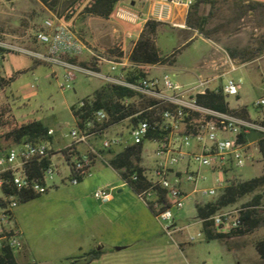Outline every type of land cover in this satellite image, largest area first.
Returning a JSON list of instances; mask_svg holds the SVG:
<instances>
[{"label": "rangeland", "instance_id": "obj_1", "mask_svg": "<svg viewBox=\"0 0 264 264\" xmlns=\"http://www.w3.org/2000/svg\"><path fill=\"white\" fill-rule=\"evenodd\" d=\"M80 1L61 0L53 10L38 0H0V40L34 47L29 38L41 28L44 18L66 14L72 19L73 30L85 42L97 50H109L122 36L113 34L111 23L85 14L84 6L78 4ZM125 1L127 9L131 10L130 2L140 3L141 0ZM254 1L264 2L215 0L213 6L204 5L202 12L209 15L206 32L210 38L198 36L179 53L175 52L181 41L199 33L188 28L186 22L183 26L168 22L158 35V45L165 54L174 53L176 58L178 53L177 64L167 72L174 81L188 85L197 76L211 77L213 73L207 67L213 59L220 62L225 53L219 48L225 49L237 64V70L229 77L241 80L239 101L236 97L227 101L231 107L246 105L251 117L256 119L264 116V108L255 105L264 95V7L251 10L249 4ZM187 15L188 10H180V19H186ZM17 54H9L1 62L0 75L8 79L15 76V79L4 91L0 86V103L11 105V114L19 122L42 120L56 130L55 140L62 141L61 136L75 123L71 107L99 89L103 81L78 74L72 88H62L64 70L61 66L41 63L32 68L33 59ZM21 70L24 72L16 76ZM226 79L224 76L216 83L223 85ZM60 124L64 126L58 128ZM117 129L119 125L112 128V134ZM146 148L152 150L154 145L147 142ZM114 149L117 153L122 147ZM103 156L106 161L99 159L92 173L78 184L57 182V187L47 193L19 202L14 209L15 221L29 249L28 256L21 255L18 260L37 264H85L94 261L88 256L94 247L95 251L109 255L96 264H264L254 247L255 240L264 237V222L252 231L231 238L229 249L223 241L207 238L197 218L196 199L208 201L217 197L196 194L195 198L186 200L182 208L172 207L174 222L183 231L169 234L165 227L171 223L161 221L157 212L152 211L107 163L113 153L106 151ZM255 156V164L235 169L237 180L244 181L263 173L262 155L257 150ZM147 162L152 165L153 159L150 157ZM204 173L208 180L199 183L200 189L211 186L215 179L211 171ZM98 188L112 189L109 202L103 203L94 197ZM250 198L251 195L247 196L236 206H242ZM259 214L264 221V206ZM120 249L125 255L116 257L114 254ZM73 259L76 261L72 262Z\"/></svg>", "mask_w": 264, "mask_h": 264}, {"label": "built area", "instance_id": "obj_2", "mask_svg": "<svg viewBox=\"0 0 264 264\" xmlns=\"http://www.w3.org/2000/svg\"><path fill=\"white\" fill-rule=\"evenodd\" d=\"M93 2L81 0L78 4L86 8ZM194 2L159 0L153 19L170 21L175 7H190ZM116 16L130 20L140 17L124 7L117 8ZM29 39L34 47L0 40V61L18 53L61 66L62 88H72L78 74H83L119 90L108 105L97 107L94 93L75 103L71 107L75 123L61 136L62 141L55 140L56 130L50 128L51 138L0 149V253L12 251L16 255L25 248L14 216V209L24 196L47 193L57 187V182L78 184L92 173L99 159L105 160L103 153L114 148L122 147L123 151L142 145L140 167L149 186L138 195L157 212L161 221L171 223L165 227L169 234L183 231L174 222L172 207L182 208L196 194L219 197L227 186L238 181L235 169L254 161L250 145L240 135L252 130L264 133V120L252 119L230 107L219 110L200 102L210 90L221 92L226 99L240 94L241 80L229 77L237 70V64L222 47L219 49L225 55L218 68L220 65L227 70L217 78L227 76V79L221 87L210 89L216 77H198L189 85L181 84L166 71L154 73L157 65L135 64L123 38L107 51L97 50L73 30L72 19L66 14L44 18L41 28ZM82 55H87L85 61L81 60ZM255 105L264 108V95ZM117 125L120 129L112 134ZM147 142L154 145L152 150L146 148ZM150 157L152 165L147 162ZM107 163L112 167L110 159ZM205 170L211 171L215 179L211 186L200 189L199 183L208 180ZM120 172H126V168ZM127 176L122 179L126 184L129 179L139 178L137 172ZM162 190L165 202L160 200ZM111 195L109 188H98L94 193L103 203L109 202ZM197 203L203 202L196 199ZM243 211L241 206L224 207L210 218L209 228L220 234L237 231L243 227ZM200 222L203 224V220Z\"/></svg>", "mask_w": 264, "mask_h": 264}, {"label": "trees", "instance_id": "obj_3", "mask_svg": "<svg viewBox=\"0 0 264 264\" xmlns=\"http://www.w3.org/2000/svg\"><path fill=\"white\" fill-rule=\"evenodd\" d=\"M49 9L55 10V8L61 3V0H39ZM121 0H94V2L87 6L84 13L91 16H98L102 18H109L113 13L116 5ZM215 0H195L188 10L186 18V25L188 28L197 31L199 34L204 35L206 38H210L209 32H206V25L209 21V15L202 12L204 5H214ZM254 3V4H253ZM249 4L251 10L259 7H264V2L254 1ZM164 22L150 18L144 25L143 31L137 40L131 54L130 59L135 64H146V65H157L165 63H173L175 61L174 53L165 55L159 46L156 44V37L160 30V27ZM194 38L183 43L180 47L175 49V52H180L181 49L188 46ZM264 43V41H263ZM42 62H33L32 68ZM24 71L18 72V74ZM15 79L12 76L9 80L0 78V86L4 87L8 85L10 81ZM119 90L114 87L102 85L99 89L94 91V95L97 97L96 106L101 107L108 105L113 101V97L116 91ZM200 102L206 106L212 107L219 110H229V105L226 98L221 92L208 91L206 96L201 97ZM11 105L0 103V148L9 147L17 144H21L29 141H37L50 137L48 131L51 128L49 125L44 123L42 120L34 119L19 122L15 116L11 114ZM240 139L246 140H257L259 151L262 155V162L264 165V133L257 130H252L249 134H241ZM142 145L129 146L123 151L115 153L110 158L112 167L118 172L122 179H126L129 174L137 172L139 178L137 180L129 179L127 184L137 193L146 189L149 183L142 176L143 169L140 167ZM111 152V150H109ZM41 163V166H45ZM123 168H126V172H120ZM38 168V172H40ZM83 180V179H82ZM81 180V181H82ZM41 194H28L22 198L21 201H29ZM250 200L245 202L241 207L244 209L242 212V221L244 228H240L230 234L215 233L209 226L212 224L210 218L224 207L232 206L239 203L241 200L250 196ZM160 200L166 201L165 191H160ZM264 206V171L261 175L255 176L251 179L244 181H236L231 185L227 186L225 191L216 199L208 200L203 203H197V218L203 220V230L209 239H219L228 245L230 239L236 235L243 234L246 231H252L263 224V218L259 214V209ZM149 208L153 210L151 206ZM255 250L262 261H264V237L258 238L254 242ZM103 251L92 250L88 252L90 259H96L102 255ZM83 257V256H82ZM0 264H37L33 261H22L18 260L16 255L12 251H5L0 253Z\"/></svg>", "mask_w": 264, "mask_h": 264}, {"label": "crops", "instance_id": "obj_4", "mask_svg": "<svg viewBox=\"0 0 264 264\" xmlns=\"http://www.w3.org/2000/svg\"><path fill=\"white\" fill-rule=\"evenodd\" d=\"M39 1V0H38ZM159 3V0H141L140 3H134V2H130L131 4V10L137 12L140 17L139 19L137 20H130V19H126V18H119L116 16V10L117 8L121 5L123 6L124 8H128L127 7V4H126V1L125 0H121L119 1V3L116 5L113 13L110 15L109 18H102V17H98V16H93L94 18H97V19H100V20H105L106 22L108 23H111V26H110V29L112 28L113 30V34L118 36H122V38L125 40L126 42V46H127V49L130 50V52H132L137 40L139 39L142 31H143V28H144V25L145 23L150 19V18H153V12L156 8V6L158 5ZM190 7H186V6H183V7H175L174 8V16H173V20H179L180 19V10L183 9L184 11H187L189 10ZM162 22H164V24L160 27V30L158 32V35L160 33L161 30H163L165 27L168 26V22H171L173 23L174 25H179V26H183L184 23L186 22V19L185 17L180 19L177 23H174L172 21H168V20H160ZM172 30H176L175 28H171ZM176 32L178 33V31L176 30ZM158 35L156 37V44L158 45ZM179 35V33H178ZM198 36H203V35H200V34H196L194 35V40L198 37ZM204 37V36H203ZM192 38H188L186 39V41L182 42L181 41V45L185 42H187L188 40L192 39ZM193 40V41H194ZM159 46V45H158ZM160 48V47H159ZM162 51V50H161ZM179 53V52H178ZM178 53H177V56H176V59L173 63H165V64H157V68L153 70V72L155 71H159V72H167V70L176 65L177 64V60H178ZM165 54V53H164ZM169 54V53H168ZM168 54H165V55H168ZM17 55H22V54H17ZM26 56V55H25ZM29 57V56H27ZM7 56L0 61V68L3 69V62L6 60ZM30 58V57H29ZM32 59V58H31ZM87 59V55H82L81 56V60L85 61ZM217 60H212L211 61V64L208 65L207 69L213 73L211 77H207V78H212V77H216V80H214L211 85H210V89H215V88H219L221 87L222 85L220 84H217L216 81L218 79H221V78H217V76L221 75L224 71L227 70V67H222L219 65V68H218V63L219 62H216ZM2 62V63H1ZM34 62V60H33ZM33 65V64H32ZM106 69V67H105ZM23 71V70H21ZM19 71V72H21ZM18 73V72H17ZM175 75V74H173ZM200 77V76H197V78ZM203 77V76H201ZM0 78H3L5 80H9L8 78H5L3 75H0ZM197 78H194L193 81H191V83L195 82L197 80ZM189 83V84H191ZM7 85H5L4 87H1V91H4V88L6 87ZM94 93V92H93ZM92 93V94H93ZM239 98H240V95L238 97H236V101H239ZM227 101V99H226ZM228 105H229V101H227ZM229 107L231 109H235V110H240L242 113L248 115L251 117V114L247 108L246 105H238L236 107H231L229 105ZM252 118V117H251ZM254 119V118H252ZM258 120H264V116H261L259 118H256ZM62 126H64L63 124H60L58 126V128H61ZM52 128V127H51ZM249 134V133H248ZM248 145H250V149L253 151V154L255 156V152L259 149H258V143H257V140H246L245 141ZM115 149L111 150L110 153H113V155L116 153L114 152ZM260 152V151H259ZM256 158V156H255ZM257 162L256 159H254V161L252 162L253 164H255ZM98 200V199H97ZM211 200H214V199H211ZM100 201V200H99ZM202 202H205V201H202ZM237 204L235 205H232V206H236ZM104 218H107V214L105 212H102L101 214ZM94 247H92L91 251L94 250L93 249ZM28 249L29 247L27 246V244H25V248L23 251L21 252H18L16 254V257L19 258V256L21 255H24V256H28ZM108 253H103L102 256L98 259H94V261L92 260V262H88V263H85V264H96L98 263L99 261H101V259H106V257H109V255H107ZM130 254V253H129ZM128 254V255H129ZM116 257H122L123 255H125L123 253V251L120 249L118 250V252L116 254H114ZM259 257V256H258ZM72 262H75L76 260L73 259L71 260ZM178 264V262L176 263Z\"/></svg>", "mask_w": 264, "mask_h": 264}]
</instances>
